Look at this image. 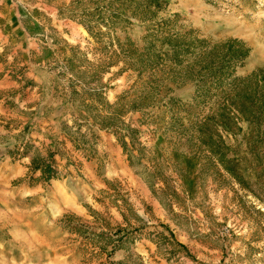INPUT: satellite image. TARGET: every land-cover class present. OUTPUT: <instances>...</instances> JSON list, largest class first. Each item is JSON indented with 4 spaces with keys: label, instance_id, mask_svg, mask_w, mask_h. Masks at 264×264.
<instances>
[{
    "label": "rangeland",
    "instance_id": "obj_1",
    "mask_svg": "<svg viewBox=\"0 0 264 264\" xmlns=\"http://www.w3.org/2000/svg\"><path fill=\"white\" fill-rule=\"evenodd\" d=\"M0 175V264H264V0H0Z\"/></svg>",
    "mask_w": 264,
    "mask_h": 264
},
{
    "label": "trees",
    "instance_id": "obj_2",
    "mask_svg": "<svg viewBox=\"0 0 264 264\" xmlns=\"http://www.w3.org/2000/svg\"><path fill=\"white\" fill-rule=\"evenodd\" d=\"M236 45H240L238 44L237 42H232L231 45H229V48H230V52L224 54L223 58H224V61L227 60L228 63L227 65H230V64H233V62L239 60V59H243V52L242 50L240 49H235L233 46H236ZM172 56H176L175 53H172L171 54ZM233 58L235 60H233ZM147 60V59H146ZM233 60V61H232ZM224 73V67L221 66V68L214 74L215 77H220V75H222Z\"/></svg>",
    "mask_w": 264,
    "mask_h": 264
},
{
    "label": "crops",
    "instance_id": "obj_3",
    "mask_svg": "<svg viewBox=\"0 0 264 264\" xmlns=\"http://www.w3.org/2000/svg\"><path fill=\"white\" fill-rule=\"evenodd\" d=\"M0 178H1V179L3 178V177H2V175H0ZM69 196H71V197L73 198L72 194H71V195H69ZM76 207H78V206H76Z\"/></svg>",
    "mask_w": 264,
    "mask_h": 264
}]
</instances>
